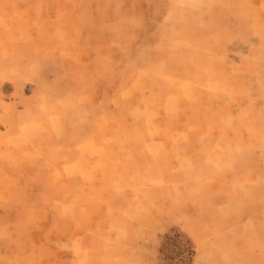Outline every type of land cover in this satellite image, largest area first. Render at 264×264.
<instances>
[{"label": "crops", "instance_id": "1", "mask_svg": "<svg viewBox=\"0 0 264 264\" xmlns=\"http://www.w3.org/2000/svg\"><path fill=\"white\" fill-rule=\"evenodd\" d=\"M232 1L231 16L264 47L263 22L248 11L264 18V0ZM46 12L0 11L8 22L0 27V264H154L159 233L175 224L196 245V264H264V171L222 167L252 165L257 118L245 104L227 111L217 102L218 117L209 102L203 111L193 104L232 82V71L210 68L203 41L188 49L202 56L186 61L157 40L146 60L145 42L129 48L128 37L106 34L108 54L98 58L93 36L75 31V14L65 27L18 24L55 18ZM212 17L227 16L219 8ZM223 32L232 43L237 30ZM119 48L137 51L134 69L117 59ZM241 113L248 123L235 121ZM202 118L209 139L197 142Z\"/></svg>", "mask_w": 264, "mask_h": 264}, {"label": "rangeland", "instance_id": "2", "mask_svg": "<svg viewBox=\"0 0 264 264\" xmlns=\"http://www.w3.org/2000/svg\"><path fill=\"white\" fill-rule=\"evenodd\" d=\"M219 8L224 9L227 17H221L220 19L212 17ZM235 8L236 5L232 0H210L209 2L198 0H7L0 2V11L9 10V12H14V14L29 13V11H38L40 13L48 11L46 13L55 15L54 19L51 18L47 22H40L42 19H39V21L38 18H29L27 16L17 18L18 24L24 26L38 25L37 27H41L45 26L46 23L56 26L59 23L65 27L64 22L68 25V21L73 19L69 18L68 15L75 14L76 22L73 25L75 31L78 32L80 38L93 36V43L98 47L97 54L94 53L93 57L97 55L98 58L105 57L108 54L101 44V40L105 39L106 34H111L115 42H121L128 37L125 47L129 48L132 46V39L145 42L144 46L146 48L144 47L145 54L143 57L146 60L154 57L153 48L159 45L156 42L157 40L160 41V44L170 41L175 44L179 48L177 53L181 52L178 55L183 56L182 60H186L187 55L191 58L195 56L201 57L202 55L200 54L189 53L188 49L199 48L200 42L203 41L205 48L208 47V51H210L207 59L210 68L214 71H219V74L226 69L230 70L235 78L234 80H227L232 82L219 83L220 92L217 87H214L208 90L210 91L209 93H212L211 95H208L207 98L203 96L201 99H195L193 104L195 107L196 105L201 106V110L203 111L206 109L204 106L208 105L209 102L207 111L210 115H215V117L219 116L216 115L217 111H219L217 102L220 103V106L226 108L227 111L231 107L241 104L251 107L246 111L252 112L251 114L258 121V125L252 130V138L255 140V145L249 153L254 158V161L250 162L252 165L241 161H232L223 163L222 167L240 170L243 173L250 168L263 172L264 47H259V37L254 33H250L247 28H244L242 20L231 16V14L235 13ZM171 10L173 11L172 14ZM248 11L254 14V17L258 16L257 20L263 22L261 26L263 27L264 18L259 16L258 12L260 11L252 9ZM7 23L5 18H0L1 28ZM170 25L174 26L173 28H176V30L170 31ZM197 26L202 33L196 28ZM230 26L237 30V33L233 36L234 41L232 43L224 41L230 34L224 33L223 29ZM87 31L92 34H86ZM92 31L97 33V35H93ZM57 37V35L49 34L44 36V38L50 40L51 38L59 39ZM180 48H183V50L180 51ZM128 50L119 48L114 52H119L117 59L120 61L129 60L132 63L129 68L134 69L136 67L134 63L138 61V54L136 50V52H128ZM6 57L8 58L7 55ZM227 61H230V63ZM225 65L227 68H222ZM251 69L252 71H250ZM250 73L254 77H258L259 81L257 85L252 84L253 87H251L252 85L248 78ZM28 86L32 88V85ZM238 89L248 91L245 100H240L239 102L235 101V99L232 100V96H234V93ZM251 91H253L252 95ZM214 93H219L224 97L218 99L216 95H213ZM128 99L136 101V97L130 96ZM247 115L241 113L238 119L235 118V121L242 120L241 123H248L249 116L247 117ZM198 117L201 118L202 116ZM202 121L203 118L197 120V123H195L194 140L197 142L209 139L210 129L208 126L205 129ZM193 143L195 145V142ZM68 212L73 215V211ZM186 233L184 226L178 224L164 228L158 236L159 250L154 264H196L195 254L197 247ZM3 235L0 232V236ZM187 240L194 246V253L192 255L187 250L189 246ZM85 245L86 243L83 244L82 248ZM73 248V246L68 247L71 250ZM13 263L17 264V262Z\"/></svg>", "mask_w": 264, "mask_h": 264}, {"label": "trees", "instance_id": "3", "mask_svg": "<svg viewBox=\"0 0 264 264\" xmlns=\"http://www.w3.org/2000/svg\"><path fill=\"white\" fill-rule=\"evenodd\" d=\"M187 243L189 244L187 250H188L189 254L192 255L194 253V246L189 240H187Z\"/></svg>", "mask_w": 264, "mask_h": 264}]
</instances>
